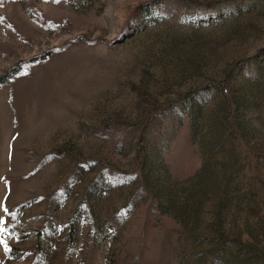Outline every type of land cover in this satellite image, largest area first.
<instances>
[{"label": "rangeland", "instance_id": "374dc122", "mask_svg": "<svg viewBox=\"0 0 264 264\" xmlns=\"http://www.w3.org/2000/svg\"><path fill=\"white\" fill-rule=\"evenodd\" d=\"M0 264H264V0H0Z\"/></svg>", "mask_w": 264, "mask_h": 264}, {"label": "snow or ice", "instance_id": "6c2138e0", "mask_svg": "<svg viewBox=\"0 0 264 264\" xmlns=\"http://www.w3.org/2000/svg\"><path fill=\"white\" fill-rule=\"evenodd\" d=\"M5 247H6V249H7V245L5 244Z\"/></svg>", "mask_w": 264, "mask_h": 264}]
</instances>
